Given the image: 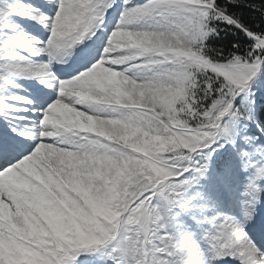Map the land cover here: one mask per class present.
Returning <instances> with one entry per match:
<instances>
[{
	"label": "rangeland",
	"instance_id": "rangeland-1",
	"mask_svg": "<svg viewBox=\"0 0 264 264\" xmlns=\"http://www.w3.org/2000/svg\"><path fill=\"white\" fill-rule=\"evenodd\" d=\"M216 22L248 33L214 0H0V164L33 190L44 179L34 161L27 172L29 156L61 181L50 209L1 192L0 262L33 252L45 264H242L247 247L264 264V35L248 33L252 61L212 62L198 48ZM83 29L92 58L54 45ZM30 44L37 54L27 56ZM79 67L95 75L60 90ZM27 75L46 86L44 110ZM75 227L99 243L65 249Z\"/></svg>",
	"mask_w": 264,
	"mask_h": 264
},
{
	"label": "bare ground",
	"instance_id": "bare-ground-1",
	"mask_svg": "<svg viewBox=\"0 0 264 264\" xmlns=\"http://www.w3.org/2000/svg\"><path fill=\"white\" fill-rule=\"evenodd\" d=\"M104 3V2H103ZM68 5V4H67ZM73 5V4H72ZM77 7V6H76ZM66 12V11H65ZM72 13V11H71ZM105 13V12H104ZM70 14V12H69ZM122 15V14H121ZM108 16V15H107ZM32 19H33V22L35 25H38L39 22L41 21V15H37V14H34V16H32ZM92 19V18H91ZM141 19V18H140ZM59 22V21H58ZM56 22V24L58 23ZM103 25V24H102ZM61 28V26H60ZM79 28V27H78ZM80 29V28H79ZM84 30H87V29H83L81 33L79 34H71L70 33V36H71V39L70 41L69 40H65V41H57V42H53L54 45L56 47H59L60 45H63L65 44L67 47H71V45H73V43L75 41H79L80 40V37H81V34L84 32ZM66 31V30H65ZM105 31V30H104ZM60 32V31H59ZM88 32V31H87ZM99 32V31H98ZM97 32V33H98ZM89 35V34H88ZM103 35V34H102ZM96 36V35H95ZM118 36V35H117ZM91 37V36H90ZM155 37V36H154ZM51 39V38H50ZM154 39V38H153ZM54 40V39H53ZM144 42V41H143ZM53 45V46H54ZM24 51L26 52L27 56H31V55H35L37 53L34 52V48L30 45H25L23 47ZM64 50V49H63ZM61 51L59 48L56 50V52H59ZM82 51V50H80ZM37 52V51H36ZM56 56L58 57V54H56ZM56 58V57H55ZM92 58V57H91ZM60 59V58H59ZM90 59V58H89ZM56 60H58L56 58ZM133 60V57H128V58H125V59H122L120 63L118 64H128L129 62H131ZM59 61V60H58ZM63 62V61H62ZM65 62V61H64ZM98 62V61H97ZM88 63V62H87ZM43 64V63H42ZM46 64V63H45ZM98 64V63H97ZM194 64H197L199 66H201L202 68H205V69H208L209 71H212V72H215V73H218L220 76H226L227 73H229V71H224V70H219L213 66H208V64H204V63H200V62H195L194 61ZM44 66V64H43ZM87 66V65H86ZM82 68L84 67H81L80 70H77V71H73V74L72 75H77L76 77H72L70 79H67V80H64V81H60L61 84H60V87L59 88L60 90L61 89H70V88H75V87H78L82 84V82L90 76H93L95 75V72L94 73H91V74H87L86 71H82ZM99 68V67H97ZM258 68V66H252V69L253 71H256ZM96 69V68H95ZM102 71V70H101ZM77 72V73H76ZM25 73V72H24ZM76 73V74H75ZM86 73V74H85ZM105 73H106V70H105ZM253 73V72H252ZM256 73V72H255ZM17 74V73H16ZM22 74V73H21ZM19 74V75H21ZM85 74V75H84ZM98 74V73H97ZM26 76V75H25ZM34 77V76H30L28 75V79L29 81H31V78ZM68 77V76H66ZM26 80V79H25ZM10 81V80H9ZM31 90L32 91H35L37 93H39L38 90H40V86L38 84H35V85H32L30 86ZM29 88V89H30ZM28 89V90H29ZM44 105H46V103H44ZM58 104H53L50 106L51 109H55L56 111H58V113L60 114V118H63V119H66L68 118V116L66 115L65 113V109L60 107V106H57ZM67 117V118H66ZM52 120V119H51ZM59 122V121H58ZM158 122V121H157ZM40 123H42V126H47L48 123H50L49 120H42ZM160 123V122H159ZM72 126L74 125L71 124ZM162 125V124H160ZM44 126V127H45ZM53 126V125H52ZM43 127V128H44ZM176 139L182 143L185 139V137L181 134H176ZM249 143V141H248ZM41 145V144H40ZM39 146V145H38ZM44 148V149H43ZM43 153H46V156L48 160H50L51 162L53 161L54 165L55 166H61L60 164L57 163L56 161V150L53 151V155L50 156L49 154L51 153V149H48L46 148L44 145H43ZM41 149V150H42ZM52 154V153H51ZM21 155V154H20ZM32 156V155H31ZM55 156V157H54ZM32 158V157H31ZM55 158V159H54ZM28 162H27V172L29 173V170H30V164L34 161L35 162V166H37V169L38 171L40 172V174L42 175L43 179H44V184L42 186V188H40L39 190H33L31 189L32 186L30 185L31 181L30 180H27V181H24V177L23 175H18L16 172H15V168L12 169V167H9L7 166L8 168L5 169L4 171H2V169H4V166H0V194L1 192H4L5 189H8V190H11L14 192V194L16 196H19L21 197L22 199L26 200V201H29V202H32L34 204L38 203L39 206H41L43 209H50V208H53L54 206V203L52 202V198H54V194H52V192L54 191H58V190H55V187L58 185V184H61V181L55 177L49 170H46L42 167V165L39 164V161L34 158L32 159V161L30 160V156L28 157ZM3 164V163H2ZM10 165V164H9ZM254 166H257V163L255 162ZM261 166V165H260ZM2 167V168H1ZM6 167V166H5ZM14 167V166H13ZM25 170V171H26ZM9 174L12 178V180L10 182H7L5 180V174ZM55 174V173H54ZM56 175V174H55ZM58 176H61V175H58ZM68 182H71L72 178L70 176H64ZM25 182L26 183V186L25 187H22L20 188L19 184H17V189L13 188V186L15 185V183L17 182ZM99 182H102L101 180H99ZM98 182V183H99ZM263 187V186H262ZM257 192V191H256ZM264 210V209H263ZM10 211V210H9ZM0 213L3 214L4 216L8 215L9 212L7 211V209L5 208V205H4V202L0 196ZM55 216V213L54 215ZM7 217V216H6ZM13 219H14V222L19 226L21 227L22 226V223L23 221L15 216H13ZM262 222H261V226L262 228L264 229V218L260 219ZM203 222V221H202ZM33 223V222H32ZM33 225V224H32ZM209 227V226H208ZM74 233H75V237H74V241H71V242H67L65 241L64 242V246H65V249L67 248V250L69 251H72L74 249V244L76 245L78 243L79 246L81 245H86L88 246V244L90 245V243H94V245H97L96 243H99V236L100 235H95L93 237L89 236L88 234H85L84 232H79L77 230V227H75V230H74ZM263 239H264V236H263ZM47 245V244H46ZM198 245V244H197ZM102 254V253H101ZM190 254V253H189ZM248 255H249V258H248ZM47 257L49 258V260L51 261H56V255L52 256V255H47ZM235 259V258H234ZM226 260V259H225ZM189 262V261H188ZM240 262V261H239ZM243 263L242 264H254V261L252 259V254H251V250L249 248L246 247L245 249V253L243 255ZM0 264H6L4 261L3 262H0ZM24 264H45L36 254H34L33 252L31 253H27L25 255V263Z\"/></svg>",
	"mask_w": 264,
	"mask_h": 264
},
{
	"label": "trees",
	"instance_id": "trees-1",
	"mask_svg": "<svg viewBox=\"0 0 264 264\" xmlns=\"http://www.w3.org/2000/svg\"><path fill=\"white\" fill-rule=\"evenodd\" d=\"M227 14L242 25L248 33L264 35V0H214ZM215 34L205 38L198 48L202 57L212 62L228 60L252 61L256 57L253 52V41L240 28L227 23L216 22ZM210 56V57H209ZM208 98L205 106H208ZM257 121L264 128V106L259 108Z\"/></svg>",
	"mask_w": 264,
	"mask_h": 264
}]
</instances>
